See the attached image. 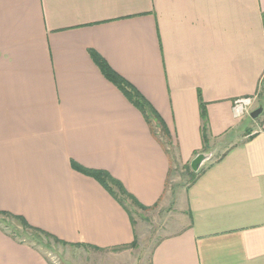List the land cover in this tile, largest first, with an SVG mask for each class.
<instances>
[{
  "label": "crops",
  "instance_id": "1",
  "mask_svg": "<svg viewBox=\"0 0 264 264\" xmlns=\"http://www.w3.org/2000/svg\"><path fill=\"white\" fill-rule=\"evenodd\" d=\"M98 57L157 110L170 144ZM263 81L264 0H0V211L62 246L121 254L135 219L93 172L144 211L211 152L149 264H264V111L232 110L239 97L257 109ZM44 238L0 224V264H58Z\"/></svg>",
  "mask_w": 264,
  "mask_h": 264
},
{
  "label": "rangeland",
  "instance_id": "2",
  "mask_svg": "<svg viewBox=\"0 0 264 264\" xmlns=\"http://www.w3.org/2000/svg\"><path fill=\"white\" fill-rule=\"evenodd\" d=\"M251 123V120L248 122ZM221 155L218 152L217 158ZM190 183L187 167H178L171 175L167 192L168 201L159 203L155 207L139 210L132 205V214L135 219L137 238L136 244L131 246L127 252L113 253L96 250L75 249L55 243L52 239H43L47 243L51 258L58 264H149L151 253L155 245L163 235L173 232L168 223L180 216L181 197ZM170 200V201H169ZM165 203L167 205H165ZM4 219V218H3ZM10 228L21 236L24 233L31 234V230H25L18 221L10 220ZM25 237V236H23ZM63 261V262H62Z\"/></svg>",
  "mask_w": 264,
  "mask_h": 264
},
{
  "label": "trees",
  "instance_id": "3",
  "mask_svg": "<svg viewBox=\"0 0 264 264\" xmlns=\"http://www.w3.org/2000/svg\"><path fill=\"white\" fill-rule=\"evenodd\" d=\"M97 60H98V63L100 65L101 69L105 73V75L108 78H110L112 81H114L115 84H117L119 86V88L132 101H134L136 106L145 114V116H146L149 124L151 125L154 133L163 139L165 145L170 144L169 130H168L165 122L163 121V119L161 118L159 113L157 112V110L125 78H123L116 71H114L105 60L101 59L100 57H98ZM260 106L264 107V81H263L262 87H261V96H260L259 107ZM202 119H203V138H204L205 144H208L210 142V138H209L208 127H207L206 109H205V105L203 103H202ZM186 167H187L188 175L190 177V183L189 184H191L200 175V173L202 172V169H200L198 172H194L191 169L190 165H187ZM93 173L96 175V177L99 180H101L107 186L108 189H110V191L121 201V203L123 205H125V206L127 205V208L130 210V212L132 214V208H131L132 205L131 204L134 205V203L130 202L131 204L129 205V202H128L129 196H128L127 192L124 190V188L120 185V183H118L117 180L113 179L109 175H104L103 172L95 171ZM145 209H150V208H145ZM10 220L18 221L25 230H31V232H32L31 234L24 233V235H22V236L28 237V238L34 240L35 242L40 243L41 236L42 237H48V239L50 238V239L54 240L55 242H60L59 239H57L56 237H53L49 233L29 225V223L23 217L13 215L12 213L7 212V211H0V224L3 225V227L8 228L12 233L20 235L15 230L10 228V223H9ZM135 244H136V240L131 245L126 246V247H122V249L134 246Z\"/></svg>",
  "mask_w": 264,
  "mask_h": 264
},
{
  "label": "built area",
  "instance_id": "4",
  "mask_svg": "<svg viewBox=\"0 0 264 264\" xmlns=\"http://www.w3.org/2000/svg\"><path fill=\"white\" fill-rule=\"evenodd\" d=\"M257 97H239L233 102V115L236 119H242L250 115Z\"/></svg>",
  "mask_w": 264,
  "mask_h": 264
},
{
  "label": "water",
  "instance_id": "5",
  "mask_svg": "<svg viewBox=\"0 0 264 264\" xmlns=\"http://www.w3.org/2000/svg\"><path fill=\"white\" fill-rule=\"evenodd\" d=\"M263 111H264V107L260 106L251 112V117L253 119H257L263 113ZM211 157H212L211 152H201V153L197 154L196 157L191 162V169L194 172H198L200 170L202 164L205 161L209 160Z\"/></svg>",
  "mask_w": 264,
  "mask_h": 264
}]
</instances>
